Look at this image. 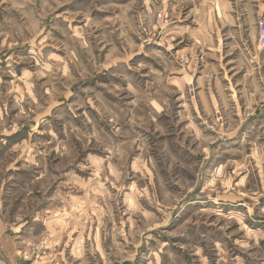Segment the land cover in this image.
Wrapping results in <instances>:
<instances>
[{
    "label": "rangeland",
    "instance_id": "obj_1",
    "mask_svg": "<svg viewBox=\"0 0 264 264\" xmlns=\"http://www.w3.org/2000/svg\"><path fill=\"white\" fill-rule=\"evenodd\" d=\"M217 7L0 0V209L43 222L0 264H264V48Z\"/></svg>",
    "mask_w": 264,
    "mask_h": 264
},
{
    "label": "crops",
    "instance_id": "obj_2",
    "mask_svg": "<svg viewBox=\"0 0 264 264\" xmlns=\"http://www.w3.org/2000/svg\"><path fill=\"white\" fill-rule=\"evenodd\" d=\"M238 1H244V3L247 4V8L245 9L246 12L244 13H248V16L252 17V24H250V28L255 38H258V22L261 19H264V0H218L216 15L218 27H222L225 29L227 26H232L233 28H235L237 33L241 31L240 14L238 12ZM252 55H254L253 58L256 61L255 69L261 71V69L264 67V52L259 50L258 52H254ZM3 114H5V111L4 109H1L0 116L3 117ZM9 137L11 136H6V138H0L1 150L4 149V146L1 145L6 144L10 141ZM17 213L18 212H16L15 214ZM8 214V210L5 209L1 212L0 209V239H6V237L8 238L7 232L11 231L13 237H15V239L17 240L19 237L16 236L17 233L18 235L31 233L37 225L42 226L41 223H43L41 221L42 218H40V215H35L31 221H27L21 224L16 222L13 225L11 224V226L7 228L8 222L6 221V218L10 216ZM18 244L19 242H13V247L17 248Z\"/></svg>",
    "mask_w": 264,
    "mask_h": 264
},
{
    "label": "built area",
    "instance_id": "obj_3",
    "mask_svg": "<svg viewBox=\"0 0 264 264\" xmlns=\"http://www.w3.org/2000/svg\"><path fill=\"white\" fill-rule=\"evenodd\" d=\"M258 43L264 48V19L258 22Z\"/></svg>",
    "mask_w": 264,
    "mask_h": 264
}]
</instances>
